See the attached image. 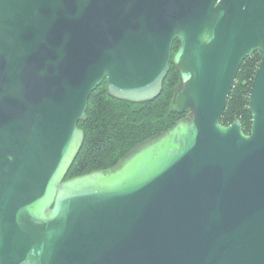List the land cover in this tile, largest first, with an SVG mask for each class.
<instances>
[{
    "label": "water",
    "instance_id": "obj_1",
    "mask_svg": "<svg viewBox=\"0 0 264 264\" xmlns=\"http://www.w3.org/2000/svg\"><path fill=\"white\" fill-rule=\"evenodd\" d=\"M171 63L186 115L66 178L92 92L152 101ZM0 264H264V0H0Z\"/></svg>",
    "mask_w": 264,
    "mask_h": 264
},
{
    "label": "trees",
    "instance_id": "obj_2",
    "mask_svg": "<svg viewBox=\"0 0 264 264\" xmlns=\"http://www.w3.org/2000/svg\"><path fill=\"white\" fill-rule=\"evenodd\" d=\"M178 46L177 39L173 53ZM261 56L257 51L243 62L222 118L224 124L240 119L246 133L252 127L249 92ZM179 83V73L171 63L162 93L152 101L135 103L110 95L105 80L90 96L88 118L79 122L86 133L85 141L66 178L117 164L136 145L184 117L187 112L178 113L171 108Z\"/></svg>",
    "mask_w": 264,
    "mask_h": 264
},
{
    "label": "flooded vegetation",
    "instance_id": "obj_3",
    "mask_svg": "<svg viewBox=\"0 0 264 264\" xmlns=\"http://www.w3.org/2000/svg\"><path fill=\"white\" fill-rule=\"evenodd\" d=\"M257 52V51H256Z\"/></svg>",
    "mask_w": 264,
    "mask_h": 264
}]
</instances>
